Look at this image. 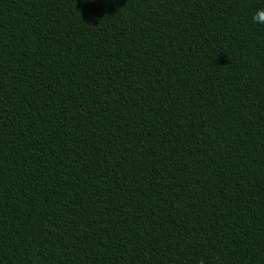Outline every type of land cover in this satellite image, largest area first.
Instances as JSON below:
<instances>
[{
  "label": "trees",
  "instance_id": "1",
  "mask_svg": "<svg viewBox=\"0 0 264 264\" xmlns=\"http://www.w3.org/2000/svg\"><path fill=\"white\" fill-rule=\"evenodd\" d=\"M264 0H0V264H264Z\"/></svg>",
  "mask_w": 264,
  "mask_h": 264
},
{
  "label": "clouds",
  "instance_id": "2",
  "mask_svg": "<svg viewBox=\"0 0 264 264\" xmlns=\"http://www.w3.org/2000/svg\"><path fill=\"white\" fill-rule=\"evenodd\" d=\"M252 19L255 23L264 25V8L258 9Z\"/></svg>",
  "mask_w": 264,
  "mask_h": 264
}]
</instances>
